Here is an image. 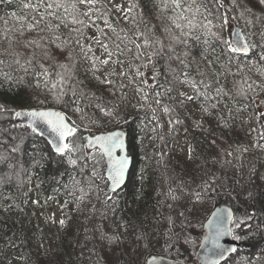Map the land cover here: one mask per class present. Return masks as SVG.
<instances>
[{"label":"trees","instance_id":"16d2710c","mask_svg":"<svg viewBox=\"0 0 264 264\" xmlns=\"http://www.w3.org/2000/svg\"><path fill=\"white\" fill-rule=\"evenodd\" d=\"M23 2L25 0H12L10 4L0 2V32L10 28L12 32L9 35H18L19 17L25 11L22 9ZM130 2L138 3L140 7L135 11L143 12L156 23L150 0H128V6ZM246 6L256 17H264V4L260 0H248ZM13 12L17 14L15 17L12 16ZM111 19L118 30H134L131 22H125L123 14L116 13ZM96 23L100 28H105L101 20ZM239 25L242 27V22ZM258 27L259 24L250 31H256ZM62 31L66 36L68 30ZM85 33L88 37L97 36L94 27L85 29ZM108 34L112 36V33ZM25 35L31 37L35 33ZM224 35L226 39H231L227 27ZM84 42L92 43L91 40ZM191 43L195 54L200 45L195 41ZM92 46L95 56L104 59L106 53L100 46ZM7 47V41L0 43V53ZM220 50L223 52L222 48ZM260 54L257 48L255 54L252 52L246 58H238L244 59L245 63L250 60L253 65L251 71L246 69L251 78L249 83L264 80L259 71L260 65H264V61L259 60ZM0 59L5 61L0 64V102L16 111L29 109V104L31 109H58L80 123V117L70 107L55 103L42 84L36 87V74L40 71L38 67L34 65L25 72L14 62V55H0ZM20 59L24 63L25 57L21 56ZM221 60H225L223 55ZM41 63L46 67L52 66L51 62ZM173 66H176V62H173ZM109 68L111 65L96 75L103 79ZM116 70L120 71L119 66ZM150 72L151 67L145 68L144 75L137 77L134 83L124 79L125 87L113 90L93 79L88 63L77 57L76 78L83 81L82 86L103 96L106 103L114 106L116 114L113 119L96 112L97 122L92 124L85 121L77 131L76 136L82 138L80 143H86L87 133L107 132L116 128L125 129L128 133L134 166L127 187L116 193L109 192L107 184L92 175V159L86 164L78 160L77 165L72 166L67 156L54 154L30 128L21 126L13 129L20 138L17 141L20 151L10 157L13 168L0 165L12 176L10 182L0 185V264H146L151 255L195 262L204 224L218 205H229L234 209L233 235L240 244L236 253L224 264H264V147L253 146L264 145V105L256 107L255 104H248L241 96H235L231 102L225 97L223 103L218 105L219 112L211 109L213 115L209 117L201 113L199 101L186 102L184 108L179 110L185 124L178 126V131L169 133L168 118L161 113L163 127L154 133L151 130V112H141L132 98L137 88L144 91L145 87V93L151 92L155 81L151 79ZM146 78L150 87L145 84ZM227 86L232 88L233 77H228ZM176 89L193 94L186 85L177 84ZM68 98L65 97L66 100ZM221 115L228 121L227 128L221 126ZM12 116L13 113L0 112V125H7L9 121L24 125L15 123ZM194 120L200 121L203 128L193 127ZM180 137L184 149H180L176 143ZM214 138L215 144L212 143ZM190 147L195 148L192 159H189ZM244 148L248 151L244 152ZM35 149L43 151L37 152L33 160ZM228 152H232V155L229 156ZM91 154L99 161L95 165L96 171L106 178L104 156L99 150L91 151ZM209 179L215 180L212 185L215 191L209 189L203 193L202 199L195 201L189 193L197 188L201 180ZM181 181L185 182L183 192L178 188ZM90 182H93L90 194L80 204V188L88 189ZM169 187L176 189L174 194L180 197L176 201L169 198ZM104 192L112 196L107 205L104 203ZM92 205L97 208L94 214L91 212ZM56 210L61 212L60 217L56 216ZM101 213L107 215L102 216ZM61 220L65 222L63 226ZM142 227L146 228L150 239L137 246L132 242L133 232L140 231ZM101 231L121 233L124 243L102 242L99 239Z\"/></svg>","mask_w":264,"mask_h":264},{"label":"snow or ice","instance_id":"6c2138e0","mask_svg":"<svg viewBox=\"0 0 264 264\" xmlns=\"http://www.w3.org/2000/svg\"><path fill=\"white\" fill-rule=\"evenodd\" d=\"M0 2L10 4L12 0H0ZM150 2L156 23H153L143 12L137 13L135 10L140 5L132 2L127 8L117 4L115 0H25L23 2L22 9L25 11L24 15L19 17L20 27L16 29L18 35H9L12 32L10 28L0 32V43L7 41L8 44L0 55H14L16 57L14 62L24 68L25 72L34 65L38 67L40 71L36 74V87L42 84L52 95L55 103L70 107L80 117V123L55 111L32 110L30 104L29 110L16 111L7 107L4 102H0V112L13 113V120L26 118L28 121L26 125L12 124L11 121L7 125H0V165L6 164L8 169L14 167L10 157L20 151L17 142L20 138L13 131L14 128L23 126L31 128L32 132L36 133L38 125L43 123L56 133L55 152L59 156H67L70 165L76 166L78 160H83L86 164L92 159V175L107 184L109 192H117L122 185L128 159L115 161L111 159L114 150L124 148L122 134L117 132L96 136L84 144L80 143L82 138L76 136L85 121L92 124L97 122L96 112L113 119L116 115L113 105L106 103L103 96H98L86 86H82L83 81L76 78L77 57L88 63L93 79L113 90H122L125 87L124 79L134 83L137 77L144 75L143 69L151 67L149 75L155 81V85L151 92L145 93L141 99L146 109L151 112L153 123L151 130L154 133L158 128L163 127L160 120L161 113L168 118L169 133L178 131V126L185 124V119L182 118L179 110L184 108L186 102L199 101L201 113L209 117L213 115L211 109L219 112L218 105L223 103L225 97L231 102L235 96H241L248 101V104H255L256 107L264 105V94H262L264 80L260 83L256 81L249 83L251 78L247 75L246 69L251 71L253 65L250 60L245 63L244 59H238L248 57L250 52L255 54V50L259 48L261 52L259 60L264 61V17H256L252 13V10L246 6L248 0H150ZM260 3L264 4V0H260ZM115 13H122L125 22H131L134 30L131 28L118 30L111 19ZM16 15L15 12L12 13L13 17ZM97 20H101L105 28H100L96 23ZM230 20L242 22L239 32H232L229 29L234 39H226L224 35ZM257 24L259 27L256 31H250ZM89 27L96 28L97 36L86 35L85 29ZM62 29L68 30L66 36ZM28 32H33L35 35L26 37L25 34ZM109 32L112 33L111 37ZM253 37L258 39L254 40ZM85 40H91L92 43L86 44ZM192 41L200 45L199 51L195 54L192 51ZM93 44L99 45L106 53L104 59L95 56ZM221 55L225 57L224 61L221 60ZM21 56L25 57L24 63H21ZM60 56H63L62 60ZM41 61L51 62L52 66L46 67ZM161 62H163V71H161ZM173 62H176L175 67ZM4 63L5 61L0 59V64ZM108 65H111V68L105 71L101 79L96 73L107 68ZM117 66L119 72L116 70ZM259 71L261 76H264V65H260ZM229 76L233 77L231 89L227 86ZM5 78H8L7 74ZM177 84L186 85L193 94L178 91ZM112 94L114 95L115 91ZM65 97L69 98L66 100ZM248 104L245 106L247 107ZM219 119L222 127L229 126L222 115ZM192 125L195 128H203V124L198 120L192 121ZM185 132L187 133L186 127ZM40 134L43 135V132L41 131ZM70 137L75 138L68 139ZM160 138L164 137L161 135ZM212 143H216L215 138ZM253 146L264 147L260 144ZM93 147L100 151L101 156L106 155L110 158L107 178L96 171L95 165L99 161L95 160L90 152ZM42 151L35 149L33 160L37 152ZM194 151L195 148L190 147L189 159L193 158ZM243 151L246 152L248 149L244 148ZM228 155H232V152H228ZM11 179V173L0 168V185L10 182ZM92 183H89L88 189L80 188L81 195L78 197L80 204L88 198ZM184 183L181 181L178 185L181 192L184 190ZM214 183V179L201 180L189 195L193 196L195 201H199L203 198V193L209 189L215 191L212 187ZM99 191L97 200H99ZM175 191L176 189L172 187L168 189V196L173 201L180 198L174 194ZM104 196V203L107 205V202L112 200V196L108 192H104ZM96 211V206L92 205L91 212L94 214ZM101 215L107 214L101 213ZM64 223V220L60 221L61 226ZM122 226L127 228L126 225ZM133 235L132 242L137 246L150 239L144 227L138 232L134 230ZM99 239L108 244L124 243L122 234L116 231L112 234L101 231ZM224 251L235 252L236 249ZM224 251L220 253L221 256L224 255Z\"/></svg>","mask_w":264,"mask_h":264},{"label":"water","instance_id":"95a60500","mask_svg":"<svg viewBox=\"0 0 264 264\" xmlns=\"http://www.w3.org/2000/svg\"><path fill=\"white\" fill-rule=\"evenodd\" d=\"M240 30L241 27L237 24H234L231 27L232 32H239ZM230 37L231 39H234L232 35H230ZM251 53L252 52H250L249 54ZM26 110L29 109H24L23 111ZM39 110L55 111L63 114L66 118H68L66 113L58 109L41 108ZM15 123H22L26 125L28 121L26 118H18L15 120ZM41 131L43 132V135L40 134ZM117 132L122 134V139L124 141V148L114 150L111 159L113 161L124 158L128 159V167L125 170V179L122 182V185L118 188L117 190L118 192L127 187L134 166V157L130 154L127 131L122 128H116L114 130L107 132H99L95 134L87 133L86 143L88 142L89 139H92L93 137L106 136ZM36 134L40 136L49 145L50 149L53 151L54 154H57L55 152V141L57 139L55 132L51 131L45 124L40 123L38 125V132H36ZM94 150H98V149L93 147L90 149V152ZM104 159L106 162V178H107L108 175L107 168L109 166L110 158L105 155ZM234 218H235V211L229 205H218L213 209V211L211 212V214L209 215V217L207 218L204 224L200 246L195 255V262H184L161 255H151L148 257L146 264H224L225 262L228 261L230 257H232L236 253V251L233 252V251H224V250H230L232 248H235L237 250V248L240 247V244L238 243V241L235 240L233 235L232 226H233ZM222 251H224L223 256L220 255Z\"/></svg>","mask_w":264,"mask_h":264},{"label":"rangeland","instance_id":"374dc122","mask_svg":"<svg viewBox=\"0 0 264 264\" xmlns=\"http://www.w3.org/2000/svg\"><path fill=\"white\" fill-rule=\"evenodd\" d=\"M115 2L117 4H122L123 7H127L128 6V0H115ZM120 14H122V13H120ZM234 24L239 25V21H237V20H230L229 26H227L228 33H229V29H231V27ZM148 80L149 79H147V78L145 79V84H146L147 87H150L151 84L149 83ZM132 94H133L132 95V98L134 99L133 101L138 106V108L140 109V111L143 112V113L148 112V110L146 109V107H145V105H144V103H143V101L141 99V97L145 94V87H144V91H142V90L135 91ZM182 140H183L182 137H180V139H178L177 142H176L180 149H184V146L182 145ZM48 147H49V145H48ZM202 208H205V205H202ZM55 214H56L57 217H60L61 216V212H59L58 210H56Z\"/></svg>","mask_w":264,"mask_h":264}]
</instances>
